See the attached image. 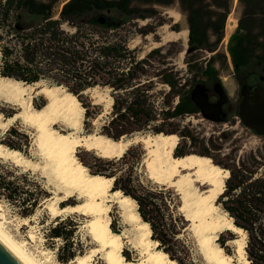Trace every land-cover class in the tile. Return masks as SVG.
I'll return each instance as SVG.
<instances>
[{"label": "rangeland", "instance_id": "1", "mask_svg": "<svg viewBox=\"0 0 264 264\" xmlns=\"http://www.w3.org/2000/svg\"><path fill=\"white\" fill-rule=\"evenodd\" d=\"M134 4L140 7L150 6L139 0H134ZM154 8L156 12L153 15L142 18L118 15L117 12L109 13L114 19L123 22L120 33L123 36L129 35L128 47L134 50L139 58L152 50H159L150 57L147 66L149 72L143 78L148 82L146 92L151 102L152 122L137 127L124 119L112 121L115 117V110L112 108V88L96 85L81 92L79 97L75 95L82 107V102L91 104L88 118L83 107L78 134L96 133L111 138L117 136V139L157 133L176 134L179 143L173 151L174 155L194 153L210 157L214 164L228 170L229 176L231 170L243 164L255 171V177L264 174V134H259L246 126L238 110L240 102L244 99L245 89L251 92L259 88L264 94V64L251 60L247 66L235 71L228 51L229 38L235 32L241 13L238 0L231 1L227 17L230 20L227 35L225 23L220 41L200 49H192L188 45L187 17L178 0H173L170 5L155 4ZM23 19L30 20L27 16H23ZM184 30H187L185 42L181 38L163 40L168 33ZM209 40L214 42L215 36L210 35ZM208 66L212 68L211 76L204 72ZM167 79L175 82L173 87L165 82ZM41 84L57 86L45 80L41 81ZM32 85L31 88L27 87L24 98L31 100L33 108H40L47 102L48 96L39 92L38 86ZM195 86H199L210 101H215L221 94L226 96L223 109L217 114V120L204 117L198 108L195 112L175 116L164 113L167 108H170L171 112L183 95L190 93ZM60 87L69 92L65 87ZM59 93H62V90ZM119 95L127 96L126 92H120ZM0 114L3 123L0 125V140L12 142L21 148L14 149L20 151L25 159L37 164L33 166L30 162L24 164L0 158V174H9L6 180L12 181L10 188H17L18 192L16 199H8L4 196L8 190L0 188V221H4L3 226L17 240L23 241L26 248L43 264H77L75 259L78 256L90 254H92L90 264H105L100 249L92 252L99 247L88 232V216L74 211L53 216L46 209L45 205L49 202L47 199L51 196H61L65 188L51 173L49 166H43L47 158L37 143V128L24 117L22 105L0 93ZM15 114H17L15 118L8 120ZM11 127L15 128V132L9 135L7 131ZM52 127L63 133L71 130L62 121H56ZM146 152L143 144L137 142L130 145L118 158H102L95 151L85 150L83 147L76 148L75 154L89 173L93 174L102 169L101 175L113 177L112 189H119L135 199L137 210H142L147 222L155 225L151 238L154 235L158 238L164 237L167 241V245L163 246L156 240L158 247L170 248L177 258L182 259L183 264H212L202 249L199 239L201 233L185 219L184 211L180 209L182 199L179 193L173 187L157 183L150 177V170L144 160L147 157ZM100 160L113 162L104 163ZM10 170L14 172L9 173ZM206 187L199 186L198 190L203 192ZM28 193L39 198L40 203L32 214L24 215L22 200ZM222 194L216 199L219 208L213 216L226 214L232 219L224 210L222 200L225 198H221ZM81 200L75 196L68 197L58 201V206L77 204ZM109 215L111 228L123 234L122 253H126L129 259L137 261L146 258L140 247L135 246L137 231L123 221L121 212L115 204L111 205ZM56 225H61L62 236L56 237L52 234L51 229ZM31 233L34 235L33 238L29 237ZM245 235V257L249 261L248 264H251L246 250V232ZM236 238H240V235L222 228L217 232L214 243L223 249L224 254L231 256L233 263L245 264L236 254L237 244L234 241ZM169 252L166 253L170 257ZM70 254L73 256L69 257ZM141 264L151 263L143 260Z\"/></svg>", "mask_w": 264, "mask_h": 264}, {"label": "trees", "instance_id": "2", "mask_svg": "<svg viewBox=\"0 0 264 264\" xmlns=\"http://www.w3.org/2000/svg\"><path fill=\"white\" fill-rule=\"evenodd\" d=\"M139 1L150 6L140 7L134 0H0V76L25 84L45 80L65 87L78 97L89 87L109 86L115 110L112 121L124 119L137 127L149 124L153 120L152 108L146 92L148 82L143 78L148 75L150 57L159 50L139 58L128 47L129 35L120 33L123 22L109 13L142 18L156 12L155 4L170 5L173 0ZM178 1L187 17L189 47L200 49L218 43L232 0ZM238 4L241 13L228 42L235 71L247 66L251 60L264 64V0H238ZM23 16L30 20H24ZM210 35L215 36L214 42H210ZM204 72L211 76L212 68L208 66ZM165 82L171 87L175 84L171 79ZM120 92H126L127 96L119 97ZM191 92L183 95L171 112L167 108L164 113L175 116L195 112L197 106ZM82 105L88 118L91 104L82 102ZM14 132V127L7 131L9 135ZM113 138L117 139V136ZM1 143L10 149H21L9 141L0 140ZM254 175L255 171L244 164L231 170L221 198H225L222 200L224 210L232 217L234 225L247 234L246 250L251 264H264V174ZM7 176L9 174H0V188L8 190L4 195L6 198L16 199L17 188H10L13 182L7 181ZM22 202L24 215L32 214L40 203L31 193ZM138 213L147 222L145 213L140 209ZM148 224L154 232L155 225ZM51 232L56 237L63 235L61 225L54 226ZM152 238L160 245H167L164 237L152 235ZM156 247L165 253L170 251L168 257L183 264L170 248ZM123 254L129 259L126 253Z\"/></svg>", "mask_w": 264, "mask_h": 264}, {"label": "bare ground", "instance_id": "3", "mask_svg": "<svg viewBox=\"0 0 264 264\" xmlns=\"http://www.w3.org/2000/svg\"><path fill=\"white\" fill-rule=\"evenodd\" d=\"M229 23L228 18L226 35ZM186 37L187 30H184L168 33L163 40L181 38L185 42ZM34 85L39 87V92L48 96L47 102L40 108H33L31 100L24 98L27 87H33L32 84L0 76V93L22 105L24 117L37 128V143L47 158L43 166H49V170L52 171L50 172L65 188L61 196H51L47 199L49 202L45 205L46 209L53 216L67 211L80 212L88 216V232L99 247L92 252L100 249L105 264H141L143 260L151 264H178L156 247L157 242L151 238L149 224L141 219L137 211L136 201L124 195L121 190L111 188L113 177L89 173L75 154L76 148L83 147L85 150L95 151L100 157H120L130 145L137 142H141L147 151L144 160L150 170V177L157 183L173 187L179 193L182 199L180 209H183L185 219L201 233L199 239L206 258L212 264H235L231 256L224 254L223 249L214 243L217 232L225 228L240 235V238L234 239L237 244L236 254L239 260H243L245 264L249 263L245 257V231L235 226L226 214L213 216L219 208L216 199L223 193L225 180L229 176L228 170L214 164L207 156L194 153L174 155L173 151L179 143L176 134L157 133L120 139L96 133L78 134L84 108L77 97L64 91L60 86L49 87L41 82ZM60 90L62 93H59ZM109 102L112 103L111 97ZM16 115L9 117L8 120H12ZM56 121H62L72 131L63 133L53 128L52 124ZM1 124L3 123L0 120ZM0 158L24 164L30 162L20 151L3 144H0ZM32 164L37 166L36 163ZM203 185L207 187L200 192L198 187ZM73 196L82 200L73 205L58 206V201ZM112 204L119 208L123 221L137 231L135 246L140 247V251L145 255L146 258L143 260L127 259L122 253L123 234L117 233L110 226L109 211ZM3 223L4 221H0V244L20 264H43L26 248L23 241L17 240L6 230ZM29 237L33 238L34 235L31 233ZM91 255L78 256L75 262L90 264Z\"/></svg>", "mask_w": 264, "mask_h": 264}, {"label": "water", "instance_id": "4", "mask_svg": "<svg viewBox=\"0 0 264 264\" xmlns=\"http://www.w3.org/2000/svg\"><path fill=\"white\" fill-rule=\"evenodd\" d=\"M255 91L256 97L252 103L247 102L246 98L243 99L239 108V115L246 126L255 129L259 134H264V94H262L259 88L255 89ZM223 97L224 95L221 94V100L213 104L207 100V97L202 93L199 86H195L191 92V98L199 107L203 116L211 120H217V114L223 103ZM0 264L20 263L0 244Z\"/></svg>", "mask_w": 264, "mask_h": 264}, {"label": "flooded vegetation", "instance_id": "5", "mask_svg": "<svg viewBox=\"0 0 264 264\" xmlns=\"http://www.w3.org/2000/svg\"><path fill=\"white\" fill-rule=\"evenodd\" d=\"M255 89H257V88H255ZM255 89L253 90V91H249V90H244V92H245V94H244V98H246V101L247 102H249V103H252L254 100H255V97H256V91H255ZM224 99H223V103L221 104V108H220V111H219V113L222 111V109H223V106H224V104H225V101H226V96H224L223 97ZM219 100H221V95H219V98L218 99H216L215 101H210L209 99H208V101L210 102V103H213V104H215V103H217ZM243 101V100H242ZM242 101L240 102V104H239V106H238V110H239V108H240V105H241V103H242ZM194 104H195V102H194ZM196 105V104H195ZM197 106V105H196ZM197 108L199 109V107L197 106ZM199 112L201 113V111H200V109H199ZM202 114V113H201ZM210 114V116H212V114L211 113H209ZM203 115V114H202ZM253 129V128H252ZM253 130H255V129H253ZM255 132H256V130H255Z\"/></svg>", "mask_w": 264, "mask_h": 264}]
</instances>
